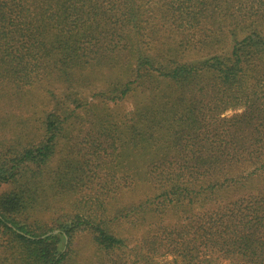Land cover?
Here are the masks:
<instances>
[{"label":"trees","instance_id":"1","mask_svg":"<svg viewBox=\"0 0 264 264\" xmlns=\"http://www.w3.org/2000/svg\"><path fill=\"white\" fill-rule=\"evenodd\" d=\"M98 65L123 69L103 100L151 81L176 93L139 96L129 136L93 118L78 141L91 105L75 96ZM49 78L67 97L40 139L0 149V264H264V0H0V96ZM115 168L149 174L142 200L116 202ZM123 224L144 233L131 242Z\"/></svg>","mask_w":264,"mask_h":264},{"label":"rangeland","instance_id":"2","mask_svg":"<svg viewBox=\"0 0 264 264\" xmlns=\"http://www.w3.org/2000/svg\"><path fill=\"white\" fill-rule=\"evenodd\" d=\"M150 23L152 24L153 21H150ZM153 27L158 29L159 33L166 35L169 40L174 38L172 35L173 33L170 31L174 28L173 25L170 24V19L166 21L160 18ZM184 52L187 56H193L195 54L191 49H184ZM84 73L88 75L91 83L83 87L80 93L75 97L85 98L86 102L91 106H85L81 111L78 110V114L84 123L81 126L77 125L70 132L71 137L74 138V136H76L78 141L83 140L82 136L88 128V121L93 120V118H99L104 126H107L109 136L116 137L119 130H124L127 136H129V132L131 131V118L134 113V104L139 96H173L177 90L174 83L167 84V82H165L159 84L155 81H151L149 87H155L157 89L156 93L144 89L141 85L136 86L132 84L130 90L122 98L116 100H103L101 99L103 96H99L98 93L95 92L106 91L109 88L108 85H106L109 80H120L123 69L120 67L98 65L92 69H85ZM64 90L62 85L51 83V78H49L36 81L31 85H26L18 93L17 91H12L8 93L7 96H0V149L14 136H22L21 138L24 140H39L41 137V120L45 114L51 111H57L56 109L60 105L59 102L67 97L65 96L66 92H64ZM241 110L242 107L228 109L221 115L229 116ZM63 139L64 138L61 140ZM147 150L148 149L138 150L135 154L139 160L137 159L132 165L137 164L139 165L138 168L144 166L148 159L147 153L149 154ZM61 152H63V147L60 145L57 155L54 156L50 163L52 169L59 164ZM114 152L115 150L112 148L107 149L108 154H114ZM102 155L103 158L108 161V164H110V160L115 164L113 155H105L104 152H102ZM141 170L146 171L143 169ZM103 173L104 171L100 170L97 176L100 177ZM138 178L139 176L135 178L130 170L123 171L121 169H116V171H114L113 176H110L108 181H113L112 189L116 186V192L118 193L116 195L117 203L130 204L144 198L153 184L150 182L149 174L147 175L145 172L141 173L140 179ZM7 188L8 186H3L0 188V191L3 189L5 191ZM82 188L83 190H87L85 187ZM53 210H55V205L53 206ZM56 215V211H51V213L44 211L41 213V218L46 224H50ZM144 230L145 228L143 226L141 228H136L129 224H123L121 232L122 235L128 236L131 242H134L135 238L143 235ZM56 232L57 229L47 231L45 234L39 235V237ZM170 258V256H159L156 258L155 264H169L168 260ZM218 264L230 263L227 261H219Z\"/></svg>","mask_w":264,"mask_h":264}]
</instances>
